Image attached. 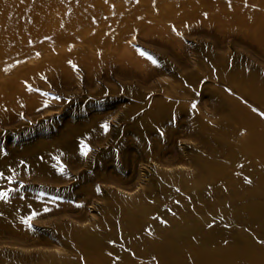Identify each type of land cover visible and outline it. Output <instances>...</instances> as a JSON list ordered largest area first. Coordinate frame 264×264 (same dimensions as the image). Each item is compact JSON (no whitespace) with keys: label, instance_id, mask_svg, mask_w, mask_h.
<instances>
[{"label":"rangeland","instance_id":"rangeland-1","mask_svg":"<svg viewBox=\"0 0 264 264\" xmlns=\"http://www.w3.org/2000/svg\"><path fill=\"white\" fill-rule=\"evenodd\" d=\"M262 113L264 0H0V264H264Z\"/></svg>","mask_w":264,"mask_h":264},{"label":"snow or ice","instance_id":"snow-or-ice-1","mask_svg":"<svg viewBox=\"0 0 264 264\" xmlns=\"http://www.w3.org/2000/svg\"><path fill=\"white\" fill-rule=\"evenodd\" d=\"M153 62H155V61H153ZM193 107H195V105H193ZM261 115H264V113H262ZM102 127L105 129V131L108 130V125L107 124L102 125ZM81 151H82V155L87 156L89 151H91V148L88 147L87 145H82ZM61 171H63V168L61 169ZM0 176H2V174H0ZM248 182L250 183L251 181H248ZM7 195L8 194L6 192L5 193H0V199H6Z\"/></svg>","mask_w":264,"mask_h":264},{"label":"bare ground","instance_id":"bare-ground-1","mask_svg":"<svg viewBox=\"0 0 264 264\" xmlns=\"http://www.w3.org/2000/svg\"><path fill=\"white\" fill-rule=\"evenodd\" d=\"M165 166V165H164ZM168 166V165H167ZM169 167V166H168ZM127 192V191H126ZM45 248V247H44ZM55 248V247H54ZM57 250V249H56Z\"/></svg>","mask_w":264,"mask_h":264}]
</instances>
